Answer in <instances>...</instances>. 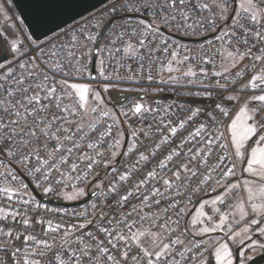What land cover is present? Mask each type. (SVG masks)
<instances>
[{"label": "built area", "instance_id": "2783aa9c", "mask_svg": "<svg viewBox=\"0 0 264 264\" xmlns=\"http://www.w3.org/2000/svg\"><path fill=\"white\" fill-rule=\"evenodd\" d=\"M254 1L259 17L235 0H108L39 41L27 32L26 50L0 64V264L203 259L209 248L188 220L234 175L225 127L235 97L264 73V0ZM229 57L243 62L226 71ZM76 81L146 97L111 108L116 121L88 108ZM89 185L95 195L67 208L32 192L69 202ZM238 196L205 205L196 231L226 238Z\"/></svg>", "mask_w": 264, "mask_h": 264}, {"label": "rangeland", "instance_id": "374dc122", "mask_svg": "<svg viewBox=\"0 0 264 264\" xmlns=\"http://www.w3.org/2000/svg\"><path fill=\"white\" fill-rule=\"evenodd\" d=\"M237 7L252 12L256 17L260 16V10L254 0H235ZM0 35L7 55L15 56L26 50L27 31L21 23L17 12L10 0H0ZM243 62L240 58H227L225 70L230 71ZM73 88L89 107H97L109 112L112 117L119 121L109 103V94L119 92L111 90L106 86L94 89L93 85L86 81H76L72 83ZM264 125V73L255 77L248 83L244 93L235 97V110L231 115L226 127L228 146L232 153L235 163V172L238 171L241 163L245 161L243 179L236 180L229 184L221 193L213 197L202 199L196 209L192 212L188 220V228L196 237L202 241L212 251L214 264H244L254 253L250 251L245 254L244 242L248 239L256 217L264 211V130L259 134L257 131ZM119 144L115 156L118 155L123 142V133L119 132ZM253 142L247 148V142ZM235 149V154L232 152ZM245 154V155H244ZM245 157V158H244ZM235 176L238 175L234 173ZM99 182L96 183L99 186ZM224 184L217 187L219 191ZM238 190L237 201L229 209V213L236 223L232 226L227 239L219 234H212L211 226H202L198 231L194 228L203 222L205 205L214 206L225 194ZM66 200H75L76 195H68ZM236 217V218H235ZM229 245L239 246V250L234 254Z\"/></svg>", "mask_w": 264, "mask_h": 264}, {"label": "water", "instance_id": "95a60500", "mask_svg": "<svg viewBox=\"0 0 264 264\" xmlns=\"http://www.w3.org/2000/svg\"><path fill=\"white\" fill-rule=\"evenodd\" d=\"M15 11L17 12L19 18L21 19L26 31L29 36L34 41H39L67 24L75 21L81 16L89 13L90 11L98 8L108 0H10ZM234 9L232 10L228 20L229 22L233 15ZM110 24V21L107 22L100 31V34L97 38L95 46L93 48L92 53V61H91V78L95 77V67H96V59L98 47L103 36L104 31ZM179 40L187 41L189 39L176 37ZM205 38V37H204ZM201 40V39H199ZM8 58V55L5 52V48L3 45L2 37L0 35V64L4 62ZM111 102L109 103L111 108L116 112V105L120 102L124 101L129 97H136L138 99H144L146 97L143 93L136 92H112L109 95ZM158 98L166 100L171 99L170 95H161ZM127 144V133L123 130V142L121 145V149L119 151L118 156L115 159V163L119 161L121 154L123 153ZM235 179H229L223 185V187L216 192L221 193L229 184L234 182ZM91 185H89L86 189L85 197L75 201H60L58 199H49L39 194L36 190L32 189L34 196L51 206L55 207H73L81 204H85L88 202L97 192V188L91 189ZM261 225L259 223L253 229L258 228ZM237 258L235 264L237 263ZM246 264H264V253L257 255L251 258Z\"/></svg>", "mask_w": 264, "mask_h": 264}, {"label": "flooded vegetation", "instance_id": "af4514ba", "mask_svg": "<svg viewBox=\"0 0 264 264\" xmlns=\"http://www.w3.org/2000/svg\"><path fill=\"white\" fill-rule=\"evenodd\" d=\"M263 130H264V125L257 131V133L259 134ZM254 138L255 137H253L251 139V141L247 142L246 150L249 149V146L253 142ZM232 152L234 155H236L234 147H232ZM244 165H245V161H243L241 163L238 171L235 172L238 175L235 176V174H234L230 179H235V181L239 180V179H243L244 175H243L242 171L244 169ZM235 169H236V167H235ZM259 223H261V225L258 228L253 229ZM225 239H227V238H225ZM243 244H244L243 247H245V254L249 253L250 251H254V253L250 256L249 259H247V260L244 259V261H245L244 264H246L251 258L264 253V211L261 212L256 217L255 222L253 223V226L251 228L249 237ZM229 248L235 254L237 252V250H239L240 247L237 245H229ZM214 262L215 261H214L213 253L211 250H209L208 253L203 257V259L200 262H198L197 264H214Z\"/></svg>", "mask_w": 264, "mask_h": 264}, {"label": "crops", "instance_id": "0c3cea01", "mask_svg": "<svg viewBox=\"0 0 264 264\" xmlns=\"http://www.w3.org/2000/svg\"><path fill=\"white\" fill-rule=\"evenodd\" d=\"M236 218V217H235Z\"/></svg>", "mask_w": 264, "mask_h": 264}]
</instances>
